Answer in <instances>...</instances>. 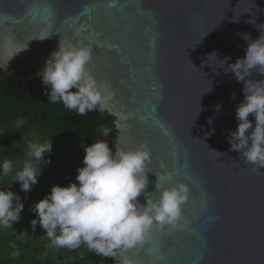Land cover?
<instances>
[{"label": "water", "instance_id": "95a60500", "mask_svg": "<svg viewBox=\"0 0 264 264\" xmlns=\"http://www.w3.org/2000/svg\"><path fill=\"white\" fill-rule=\"evenodd\" d=\"M259 27L264 0H0L6 76L39 77L61 40L92 45L88 68L115 93L102 115L114 117L111 148L146 143L150 150L140 202L158 195L160 174L169 186L191 188L176 229L109 257L111 264L125 255L135 264L161 257L165 264H264V169L254 174L229 144L244 85L224 68L215 71L219 61L209 57L244 58L243 34L256 39Z\"/></svg>", "mask_w": 264, "mask_h": 264}, {"label": "clouds", "instance_id": "9594fccd", "mask_svg": "<svg viewBox=\"0 0 264 264\" xmlns=\"http://www.w3.org/2000/svg\"><path fill=\"white\" fill-rule=\"evenodd\" d=\"M249 23L254 22L250 20ZM259 28L260 35L256 39L243 34L247 42L246 55L237 58L235 63H228L230 57L217 59L215 52L209 55L219 61L215 71L224 68L226 74H234L244 85V99L235 110L238 127L229 132V144L230 150L239 152L244 165L252 166L254 174H260L264 169V78H253V73L264 77V27ZM93 53L90 44L76 47L60 41L58 50L51 53L39 74L48 102L61 103L77 116L109 111L115 93L110 82L98 80L89 70ZM216 110H220V105ZM250 115L254 117V124ZM213 119L209 118V123ZM24 124V118H17L13 127L20 130ZM212 131L214 133V129ZM98 133L108 137L111 130L100 126ZM31 135L35 137L36 134L33 131ZM82 147L85 156L83 166L77 169L78 183L53 186L33 208L37 213L30 222L33 232L39 224L50 247L75 250L83 244L90 253L108 258L151 242L154 230L164 232L179 226L184 206L190 200L188 183L169 186L167 175L160 174L154 192L158 195L143 204L138 199L149 184L147 173L151 172L148 170L151 154L146 143L130 150L117 144L113 150L107 139H96L91 145ZM51 153V140L40 142L36 139L28 144L27 159L13 176L14 182H20L22 191L30 192L38 183L42 165L51 163ZM13 171L10 159L0 160V182ZM24 207L20 195L11 189L0 188V232L12 229L14 223L22 219ZM28 235L27 231L22 232L18 239L24 240ZM11 255L15 258L19 252L13 251ZM121 264H135V261L125 255Z\"/></svg>", "mask_w": 264, "mask_h": 264}, {"label": "trees", "instance_id": "16d2710c", "mask_svg": "<svg viewBox=\"0 0 264 264\" xmlns=\"http://www.w3.org/2000/svg\"><path fill=\"white\" fill-rule=\"evenodd\" d=\"M44 92L45 86L39 77L24 82L6 76L0 68V160L8 158L14 166L13 174L0 182V188L16 192L25 205L22 219L14 223L12 229L0 232V264H111L109 257L90 253L83 244L75 250L50 247V241L39 224L33 232L30 222L37 216L33 211L35 204L55 185L78 183L77 169L83 166L85 156L82 146L91 145L96 139H107L111 148L117 132L114 117L103 118L106 113L95 111L87 116H77L75 111H69L61 103L48 102ZM21 117L25 124L22 129L15 130L14 121ZM100 126L111 130L108 137L98 133ZM33 131L35 137L31 135ZM36 139L52 141L51 163L42 165L38 183L25 193L20 182H14L13 176L27 159L28 144ZM25 231L29 235L24 240L18 239ZM13 251H18L19 256L13 258Z\"/></svg>", "mask_w": 264, "mask_h": 264}, {"label": "snow or ice", "instance_id": "6c2138e0", "mask_svg": "<svg viewBox=\"0 0 264 264\" xmlns=\"http://www.w3.org/2000/svg\"><path fill=\"white\" fill-rule=\"evenodd\" d=\"M96 48H98V49L100 50V45L97 44ZM157 233H159V231L154 230V231L152 232L153 237H155V235H156ZM149 247H150V245H149ZM157 264H165L164 259L161 257V258L158 260ZM169 264H170V262H169Z\"/></svg>", "mask_w": 264, "mask_h": 264}]
</instances>
